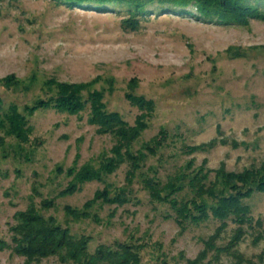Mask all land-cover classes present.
I'll list each match as a JSON object with an SVG mask.
<instances>
[{
	"label": "rangeland",
	"instance_id": "1",
	"mask_svg": "<svg viewBox=\"0 0 264 264\" xmlns=\"http://www.w3.org/2000/svg\"><path fill=\"white\" fill-rule=\"evenodd\" d=\"M88 6L0 0V99L4 112L17 106L31 129L24 145L0 129V237L11 244L15 214L34 203L45 217L89 238L91 253L101 245L131 243L144 246L142 264H186L203 250V240L214 234L219 222L190 226L181 234L174 220L166 219L173 214L169 206L150 198L140 176L127 185L126 165L103 183H87L74 195L61 197L71 181L68 170L84 164L98 168L114 141L90 125L89 107L79 115L53 108L28 113L27 108L54 97L53 82L65 83L81 86L84 100L101 93L106 111L119 113L133 125L140 112L128 96L142 97L156 109L136 149L166 132L164 146L143 169L146 175L165 181L191 161L194 169L206 171L260 168L264 22L219 26L169 14L163 11L167 5L156 3L148 7L153 14L139 17L133 29L120 5L108 4L99 11ZM215 140L217 146L209 149ZM199 146L207 147L187 152ZM106 187L111 196L127 188L130 202L123 207L98 202L88 217L79 219L67 214L66 207L86 210L96 192ZM46 201L53 205L42 210ZM247 204L254 218L264 219V193ZM236 227L229 222L220 245L228 243ZM255 238L250 232L239 251L264 264V241ZM0 264H24V259L6 250L0 253ZM40 264L63 263L50 258ZM222 264L235 261L223 256Z\"/></svg>",
	"mask_w": 264,
	"mask_h": 264
},
{
	"label": "trees",
	"instance_id": "2",
	"mask_svg": "<svg viewBox=\"0 0 264 264\" xmlns=\"http://www.w3.org/2000/svg\"><path fill=\"white\" fill-rule=\"evenodd\" d=\"M70 8L84 7L88 4L94 10L107 9L105 5L117 4L125 9L128 15L125 23L131 28L137 27L139 17L152 15L148 7L156 3L168 7L163 10L169 14L192 16L197 20L219 26H248L252 20L264 22V0H55ZM194 8L196 12L188 10ZM57 92L54 97L40 101L38 105L27 108L33 113L39 108H53L60 113L79 115L88 107L90 125L96 126L100 135L112 137L114 145L96 168L92 164L74 166L67 172L71 181L60 193L61 197L74 195L82 186L91 182L103 183L108 175L114 174L120 167H128L127 185L134 183L140 176L144 188L153 201L169 206L173 219L180 233H185L190 226H200L211 220L219 222L214 234L203 240V250L186 264H222L223 256H228L235 264H259L246 259L239 251V245L251 232L256 235L255 241H264V219L254 218L247 200L257 193H264V164L260 168H250L241 172L227 171L225 167L217 171H206L204 167L194 169V162L179 168L173 175L162 181L154 174L146 175L143 169L150 157L156 156L164 146L166 132L138 144L149 129V121L155 113V104L142 97L129 95L128 100L140 114L135 123L130 125L117 112H107L101 93H91L86 100L82 97L83 88L65 83H52ZM4 103L0 99V129L6 136L14 137L20 145L28 144L30 128L18 107L10 106L4 112ZM215 140L208 145L214 149ZM226 144V142H222ZM207 146L188 148V153H195ZM23 149V148H22ZM62 172V169H58ZM98 202L123 207L130 202L127 188L111 196L108 187L98 190L86 205L84 211L66 207L69 216L75 219L88 217L90 210ZM53 204L43 202L41 209H49ZM15 224L11 226L12 234L9 244L0 237V253L11 250L24 259V264H40L44 260L57 258L63 264H142L143 245L117 243L114 247L99 246L94 253L89 251V238L74 235L69 228H63L53 217L41 214L37 205L31 203L27 209L14 216ZM229 222L237 227L226 245H220L223 233ZM263 258H260V263ZM262 264V263H261Z\"/></svg>",
	"mask_w": 264,
	"mask_h": 264
}]
</instances>
